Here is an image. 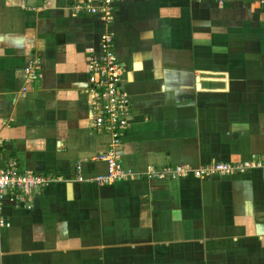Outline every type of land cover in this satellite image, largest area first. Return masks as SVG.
Masks as SVG:
<instances>
[{"label": "crops", "instance_id": "1", "mask_svg": "<svg viewBox=\"0 0 264 264\" xmlns=\"http://www.w3.org/2000/svg\"><path fill=\"white\" fill-rule=\"evenodd\" d=\"M0 0V140L24 171L57 176L0 210V264H264V168L209 179L164 169L264 158V7L252 0ZM113 35L132 118L113 185L95 158L88 59ZM38 58L40 80L24 69ZM83 181H79L78 177Z\"/></svg>", "mask_w": 264, "mask_h": 264}, {"label": "built area", "instance_id": "2", "mask_svg": "<svg viewBox=\"0 0 264 264\" xmlns=\"http://www.w3.org/2000/svg\"><path fill=\"white\" fill-rule=\"evenodd\" d=\"M115 1L73 0L70 9L73 14L94 17L107 27L115 20ZM252 1L264 7V0ZM23 72L28 82L40 80V60L36 58L31 61ZM86 94L90 105V129L98 135L109 137L106 150L95 158L106 163L107 173L88 181L100 186L113 185L127 175L119 156L132 118V101L125 89V68L115 52L113 35L108 31L100 36L99 52H91L89 55ZM3 147L4 144L0 140V210L8 204L29 208L34 194L49 185L62 182L61 177L22 170L15 160L4 157ZM257 168H264V158L250 159L245 163L211 162L199 168L168 167L159 176L209 179L220 175L243 174ZM78 180L83 181L80 176ZM0 223L2 224V221Z\"/></svg>", "mask_w": 264, "mask_h": 264}]
</instances>
